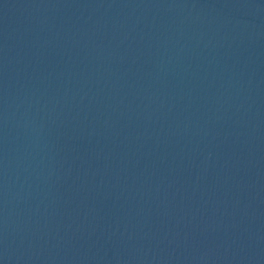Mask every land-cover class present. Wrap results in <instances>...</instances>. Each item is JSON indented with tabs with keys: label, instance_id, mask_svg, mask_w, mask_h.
<instances>
[{
	"label": "water",
	"instance_id": "95a60500",
	"mask_svg": "<svg viewBox=\"0 0 264 264\" xmlns=\"http://www.w3.org/2000/svg\"><path fill=\"white\" fill-rule=\"evenodd\" d=\"M0 264H264V0H0Z\"/></svg>",
	"mask_w": 264,
	"mask_h": 264
}]
</instances>
